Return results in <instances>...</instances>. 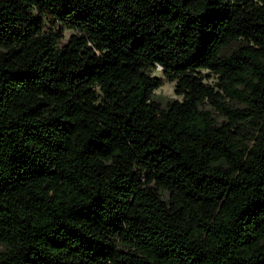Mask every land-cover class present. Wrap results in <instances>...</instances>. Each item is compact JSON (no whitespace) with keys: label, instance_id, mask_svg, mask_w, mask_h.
<instances>
[{"label":"trees","instance_id":"obj_1","mask_svg":"<svg viewBox=\"0 0 264 264\" xmlns=\"http://www.w3.org/2000/svg\"><path fill=\"white\" fill-rule=\"evenodd\" d=\"M156 67L180 100L153 99ZM0 245L264 264V0H0Z\"/></svg>","mask_w":264,"mask_h":264},{"label":"rangeland","instance_id":"obj_2","mask_svg":"<svg viewBox=\"0 0 264 264\" xmlns=\"http://www.w3.org/2000/svg\"><path fill=\"white\" fill-rule=\"evenodd\" d=\"M34 15H36V12H34ZM44 31H51L52 30H58L60 29L62 31V37L59 41V47H62L63 45H65L69 38L75 34L76 32L72 29H68V28H64L62 25H60L59 23H53L52 21L45 19L44 20ZM238 45H240V42H234L232 43L228 48L225 49V53H229L230 51H232L233 49H235L236 47H238ZM201 76L204 78V82L210 86H214L215 88L217 87V78L215 75H213L211 72H209L206 69H200L199 70ZM151 74L154 76H159L162 77V84L159 88L155 89L153 91V99L155 101H157L159 104H161L162 106H164L166 103L174 100V99H181V96H177L174 93V85H175V81L170 82L167 81L162 74V70L160 67H156L151 71ZM232 103V102H231ZM234 104V103H233ZM209 108V106H206ZM216 115L218 116V119L222 120L223 117L219 116L218 113H216ZM3 250V246L0 245V251Z\"/></svg>","mask_w":264,"mask_h":264}]
</instances>
